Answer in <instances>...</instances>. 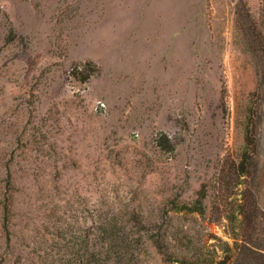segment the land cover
Returning <instances> with one entry per match:
<instances>
[{
  "label": "rangeland",
  "instance_id": "obj_1",
  "mask_svg": "<svg viewBox=\"0 0 264 264\" xmlns=\"http://www.w3.org/2000/svg\"><path fill=\"white\" fill-rule=\"evenodd\" d=\"M236 2L0 0V160L41 180L21 198L44 193V210L115 224L96 250L117 264H169L141 230L150 222L228 238L224 220L171 200L240 160L252 105L264 166V98L251 100L258 75ZM243 2L264 25L262 0Z\"/></svg>",
  "mask_w": 264,
  "mask_h": 264
},
{
  "label": "trees",
  "instance_id": "obj_2",
  "mask_svg": "<svg viewBox=\"0 0 264 264\" xmlns=\"http://www.w3.org/2000/svg\"><path fill=\"white\" fill-rule=\"evenodd\" d=\"M236 1L238 27L252 53L258 75L251 100L255 102L257 98L260 102L264 98V25L258 24L243 0ZM252 111L253 105L240 160L226 161L197 197L171 200L172 208L177 211L199 213L211 223L224 220L228 238L210 231L182 234L179 229L150 222L141 230L145 229L167 263L264 264V166L258 160L261 139L256 133L257 121ZM158 142L170 150L175 147L164 132L160 133ZM3 166L0 160V258L5 263L117 264L96 250L98 234L113 231L115 224L91 226L86 211H82L81 218L68 204L64 207L56 203L44 210L42 206L48 195L27 194L28 198L27 195L21 198L31 185L40 186L37 168H33L36 177L28 184L14 175L8 165L7 172ZM41 202L42 206H38ZM144 219L139 212L128 213V220L137 224H143Z\"/></svg>",
  "mask_w": 264,
  "mask_h": 264
}]
</instances>
